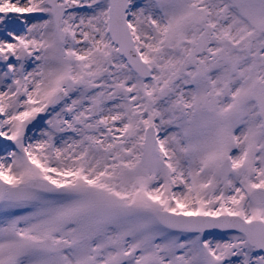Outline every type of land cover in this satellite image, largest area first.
<instances>
[{"label":"snow or ice","instance_id":"snow-or-ice-1","mask_svg":"<svg viewBox=\"0 0 264 264\" xmlns=\"http://www.w3.org/2000/svg\"><path fill=\"white\" fill-rule=\"evenodd\" d=\"M0 264H264V0H0Z\"/></svg>","mask_w":264,"mask_h":264}]
</instances>
